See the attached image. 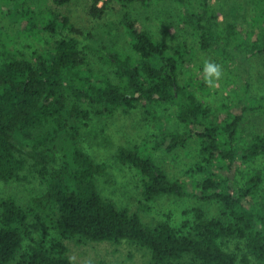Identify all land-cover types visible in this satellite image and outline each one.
<instances>
[{
    "label": "trees",
    "instance_id": "obj_1",
    "mask_svg": "<svg viewBox=\"0 0 264 264\" xmlns=\"http://www.w3.org/2000/svg\"><path fill=\"white\" fill-rule=\"evenodd\" d=\"M53 1L62 6L73 0ZM156 1L92 0L89 14L102 19L114 2L150 7ZM173 1L182 10V24L197 33L201 49L222 55L234 71L240 87L229 103L215 109L205 105L195 90L203 79L187 76L181 82L184 47L171 49L128 12L123 24L137 56L94 34L84 35L62 12L37 9L32 0H0V181L32 177L42 186L27 206L12 196L0 200V264H74L63 240L128 242L149 252L146 264H239V255L226 247L236 240L245 250L240 263L264 264V173L243 170L264 156V96H252L247 65L251 55H264V0H250L255 14L249 27L223 23L215 0ZM43 33L61 38L53 47L34 49L30 57L16 46L19 35L43 40ZM69 33L86 36L94 45L82 48ZM86 49L116 67L117 83L90 66ZM139 101L177 106L187 127L165 132L159 147L172 152L196 138L202 155L191 171L202 174L201 180L178 178L155 160L148 142L119 147L116 158L140 174L145 200L172 196L217 202L219 216L196 207L194 219L180 228L169 219L150 225L101 194L98 180L108 176L109 167L81 145L82 128L92 119L85 104L106 116L134 109ZM251 123L261 128L247 135ZM33 222L45 225V235L52 230L60 238L36 240Z\"/></svg>",
    "mask_w": 264,
    "mask_h": 264
},
{
    "label": "rangeland",
    "instance_id": "obj_2",
    "mask_svg": "<svg viewBox=\"0 0 264 264\" xmlns=\"http://www.w3.org/2000/svg\"><path fill=\"white\" fill-rule=\"evenodd\" d=\"M32 1L37 9L50 8L68 15L76 27L84 32V35L94 34L100 39L116 43L119 49L137 56L123 24L125 13H130L144 29L156 39L166 42L171 49L184 47L185 62L180 78L183 84L187 76L203 79L204 61L221 65L223 76L217 87L209 88L205 84L195 87L197 97L205 105L214 109L222 103H229L233 92L240 87L239 81L235 80L232 75L234 71L222 55L212 50L201 49L197 33L189 25L182 24V10L173 0H159L150 7L139 3L124 7L114 2L102 19H95L89 14L92 0H73L62 6L56 5L53 0ZM214 6L223 23L233 22L243 27L250 26L249 19L255 14L250 0H215ZM18 17L17 14L14 15V18ZM69 34L80 40L82 48L94 45L86 36ZM42 35L43 40L25 39L19 35V40L22 41L16 46L30 57L34 49L45 50L53 47L55 41L61 38V35L50 33ZM86 52L90 66L98 74L108 77L115 83L119 81L115 66L103 61L95 51L86 49ZM247 65L252 84V96H264V55H251ZM85 107L92 110V119L83 126L80 142L97 162L106 163L109 167L108 176L98 180L99 190L105 198L113 200L119 208H129L132 212L140 214L143 220L150 225L169 219L174 227L180 228L185 220L194 219L192 210L196 207L204 208L210 217L219 216L220 205L217 202L210 203L191 197L172 196L160 197L151 202L146 201L142 194L140 174L135 168L122 164L116 158L119 147L133 148L148 142L152 148L153 157L171 177L194 176L201 180L202 174L196 175L191 172L202 160L199 139L194 138L184 147L172 152L158 146L165 132H183L187 129L178 118L177 106H157L139 101L134 109L125 111L121 108L106 116L95 114L88 104H85ZM260 128L261 126L255 123L247 124L245 133L249 135ZM253 169H260L264 173V156L243 166L244 171ZM41 191L42 186L39 181L32 177L27 182L4 183L0 181V200L12 196L23 206H27L30 199ZM44 226L43 223L33 222V237L36 240L49 241L51 238H60L59 234L52 230L49 235H45ZM63 241L69 248V256L74 264H146L150 258L146 249L128 242L78 244L74 240ZM226 247L229 251L236 252L239 255V264H243L240 263V259L245 254L243 246L238 241L232 240L226 243ZM10 264H20V261H13ZM250 264H255V262Z\"/></svg>",
    "mask_w": 264,
    "mask_h": 264
},
{
    "label": "clouds",
    "instance_id": "obj_3",
    "mask_svg": "<svg viewBox=\"0 0 264 264\" xmlns=\"http://www.w3.org/2000/svg\"><path fill=\"white\" fill-rule=\"evenodd\" d=\"M202 74L205 85L209 88H215L223 76V70L221 65L206 60L203 63Z\"/></svg>",
    "mask_w": 264,
    "mask_h": 264
}]
</instances>
